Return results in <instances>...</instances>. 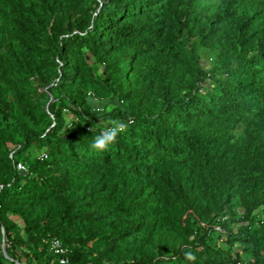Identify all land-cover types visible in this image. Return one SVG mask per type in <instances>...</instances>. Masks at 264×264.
<instances>
[{
    "label": "trees",
    "instance_id": "obj_1",
    "mask_svg": "<svg viewBox=\"0 0 264 264\" xmlns=\"http://www.w3.org/2000/svg\"><path fill=\"white\" fill-rule=\"evenodd\" d=\"M0 264H264V0H0Z\"/></svg>",
    "mask_w": 264,
    "mask_h": 264
},
{
    "label": "built area",
    "instance_id": "obj_2",
    "mask_svg": "<svg viewBox=\"0 0 264 264\" xmlns=\"http://www.w3.org/2000/svg\"><path fill=\"white\" fill-rule=\"evenodd\" d=\"M45 154H41V156H44ZM22 166H20V169H21ZM52 247L53 249L55 250L56 253H64L65 252V248L62 246V243L59 241V240H54L53 243H52ZM67 259L65 257H63L61 259V262L62 263H67Z\"/></svg>",
    "mask_w": 264,
    "mask_h": 264
},
{
    "label": "rangeland",
    "instance_id": "obj_3",
    "mask_svg": "<svg viewBox=\"0 0 264 264\" xmlns=\"http://www.w3.org/2000/svg\"><path fill=\"white\" fill-rule=\"evenodd\" d=\"M20 170H21V172H22L23 174H25L26 171H27L25 166H22Z\"/></svg>",
    "mask_w": 264,
    "mask_h": 264
},
{
    "label": "water",
    "instance_id": "obj_4",
    "mask_svg": "<svg viewBox=\"0 0 264 264\" xmlns=\"http://www.w3.org/2000/svg\"><path fill=\"white\" fill-rule=\"evenodd\" d=\"M3 249L5 250V244H3Z\"/></svg>",
    "mask_w": 264,
    "mask_h": 264
}]
</instances>
